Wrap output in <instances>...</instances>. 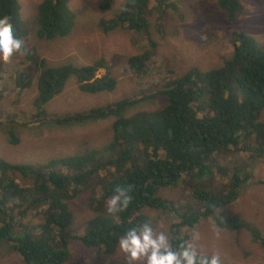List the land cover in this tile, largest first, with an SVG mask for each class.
Returning a JSON list of instances; mask_svg holds the SVG:
<instances>
[{
  "label": "trees",
  "instance_id": "1",
  "mask_svg": "<svg viewBox=\"0 0 264 264\" xmlns=\"http://www.w3.org/2000/svg\"><path fill=\"white\" fill-rule=\"evenodd\" d=\"M69 1L39 3L34 33L37 39L52 41L70 33L73 14L67 8ZM111 1L106 0L100 9H108ZM152 1L163 15V7L174 6L176 0H125L117 15L100 20V29L105 33L118 28L146 31L144 15ZM217 3L229 22L243 13L239 0ZM20 8L19 0H0V16L10 19L27 50L23 59L28 69L16 78V84H22L23 75L38 72L37 93L30 104L36 118L32 121L61 126H83L88 121L110 117L114 121L110 141L79 155L53 159L36 167L11 164L0 158V245L8 243L23 264H69L71 241L110 256L127 229L146 222L141 211L147 207L170 208L175 221L169 227V242L178 249L189 240L184 229L194 227L237 199L252 174L243 167L230 171L213 157L237 152L248 153L252 158L264 155V124L258 122L264 110V50L251 37L234 32L232 55L219 68L202 71L191 67L180 76L164 77L160 91L147 97L125 98L53 120L46 118L45 107L63 91L70 77H75L78 90L87 94L110 93L117 81L104 60L80 68H47L25 29L20 27ZM152 49L154 52V46ZM151 59L152 53H142L128 58L126 64L135 76H146ZM101 69L105 73L98 78L96 73ZM158 95L166 98L161 110L122 115L135 104ZM9 141L18 143L12 133ZM134 152L141 158L138 164ZM227 175L228 184L223 186L222 194L209 189L208 182L215 176L221 180ZM179 183L201 203L200 211L175 210L174 205L157 197L159 188ZM259 184L264 186V180ZM117 187L131 189L132 203L124 212L109 214L107 202L116 194ZM83 193L93 214L82 216L84 233L71 235L67 229L73 223L75 211L70 203ZM30 218H36L37 223L32 220L24 225ZM214 224L226 232L245 230L251 242L264 247V235L235 217L216 219ZM29 228L38 234H32Z\"/></svg>",
  "mask_w": 264,
  "mask_h": 264
},
{
  "label": "rangeland",
  "instance_id": "2",
  "mask_svg": "<svg viewBox=\"0 0 264 264\" xmlns=\"http://www.w3.org/2000/svg\"><path fill=\"white\" fill-rule=\"evenodd\" d=\"M42 1L19 0V23L25 29L29 41L38 49L40 57L45 60L46 67L80 68L104 60L111 68L110 75L117 81L116 88L110 93L87 94L80 92L75 77H70L63 91L53 97L45 107L47 119L54 120L65 115L86 112L125 98L147 97L155 90L160 91V83L164 77L180 76L191 67L197 66L202 71L219 68L232 55L234 32H243L264 50V0H239L243 13L234 22L227 20L225 13L218 7V0H176L174 6L163 7V15H160L156 3L152 1L144 15L147 30L139 33L125 28L105 33L99 27L102 18H112L122 10L125 0H112L111 6L106 10L100 9L106 0H70L67 3V8L73 14L70 33L64 38L57 37L52 41L40 40L34 36L37 7ZM142 53H152V59L147 64L148 73L146 76H135L130 72L126 61ZM27 69L23 54L13 56L6 63L0 62L2 160L36 167L53 159L79 155L89 148L100 147L110 141L113 117L88 121L83 126L40 124L41 122L32 121L36 118L31 114L30 104L37 93L35 86L38 72L23 75L22 84L15 82L22 71ZM104 73V69L98 70L96 76L99 78ZM165 105L166 98L158 95L135 104L122 115L161 110ZM258 122L264 124V110ZM9 133L18 139L17 144L10 143ZM253 144L251 143L252 147ZM133 154L136 163L141 162V158L135 152ZM213 158L218 165L226 166L230 171L234 167H243L252 177L248 184L241 187L239 196L233 203L200 220L194 227L184 229L189 237L188 242L194 243L202 254H218L222 264H264V247L251 242L247 231L226 232L214 224L216 219L235 217L264 235V186L259 184V181L264 180V155L252 158L248 153L237 152L224 153ZM219 178L215 176L208 182L209 189L216 194H222V188L228 184L229 176L221 180ZM85 194L70 203L75 215L73 223L67 229L68 234L84 233L82 220L85 217L82 216L84 213L86 216L93 214L88 210ZM156 195L169 205H174L175 210L184 212L202 209L201 203L180 183L159 188ZM169 209L146 207L141 214L147 217L146 222L155 230L166 232L170 239L169 227L175 220ZM36 218H30L23 224L31 223ZM29 231L38 234L37 230ZM194 232L199 233L200 238L197 241L192 240ZM8 245H0V264H23L20 256ZM69 251V264H128L119 247L114 254L104 256L71 241Z\"/></svg>",
  "mask_w": 264,
  "mask_h": 264
},
{
  "label": "clouds",
  "instance_id": "3",
  "mask_svg": "<svg viewBox=\"0 0 264 264\" xmlns=\"http://www.w3.org/2000/svg\"><path fill=\"white\" fill-rule=\"evenodd\" d=\"M27 54L24 41L7 16H0V62H8L13 56ZM131 189L117 187L116 194L107 202L109 214L126 211L132 203ZM198 232L192 240H199ZM119 251L128 264H222L218 254H202L194 243L185 242L173 248L164 231L155 230L148 222L127 229L118 240Z\"/></svg>",
  "mask_w": 264,
  "mask_h": 264
}]
</instances>
